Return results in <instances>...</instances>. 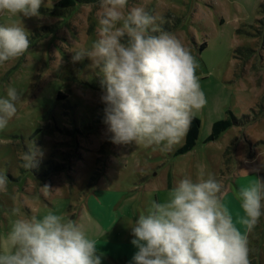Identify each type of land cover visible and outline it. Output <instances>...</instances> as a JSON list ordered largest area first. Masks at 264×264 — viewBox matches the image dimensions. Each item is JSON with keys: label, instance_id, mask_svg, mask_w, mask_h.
<instances>
[{"label": "rangeland", "instance_id": "obj_1", "mask_svg": "<svg viewBox=\"0 0 264 264\" xmlns=\"http://www.w3.org/2000/svg\"><path fill=\"white\" fill-rule=\"evenodd\" d=\"M59 1L45 0L40 17L0 14V24L25 27L31 42L0 66V95L9 86L20 94L16 116L0 131V169L9 179L0 192V235L14 209L29 216L54 210L97 239L102 264H131L133 221L201 168L221 181L236 221L243 212L235 193L264 176V0H130L129 8L142 3L155 26L195 58L206 104L195 115L197 145L186 153L187 133L167 151L110 141L99 69L72 60L74 44L97 39L99 6ZM221 122L231 126L213 141ZM33 141L42 154L25 169L20 155ZM237 227L247 235L250 264H264V216L251 232Z\"/></svg>", "mask_w": 264, "mask_h": 264}, {"label": "clouds", "instance_id": "obj_2", "mask_svg": "<svg viewBox=\"0 0 264 264\" xmlns=\"http://www.w3.org/2000/svg\"><path fill=\"white\" fill-rule=\"evenodd\" d=\"M97 39L75 45L74 63L99 69L101 102L110 141L167 151L186 135L206 104L191 51L155 26L143 6L130 0H96ZM45 0H0V14L40 17ZM31 42L25 27L0 24V66L21 56ZM20 94L9 86L0 95V131L16 116ZM0 143H3L0 140ZM40 149L33 141L20 155L21 166L35 167ZM9 179L0 169V192ZM222 183L201 168L197 179L184 176L163 200H152L133 221L131 264H250L247 235L264 216V176L235 193L243 215L234 221L222 202ZM10 229L0 235V264H102L97 239L79 223L54 210L42 216L13 210Z\"/></svg>", "mask_w": 264, "mask_h": 264}, {"label": "trees", "instance_id": "obj_3", "mask_svg": "<svg viewBox=\"0 0 264 264\" xmlns=\"http://www.w3.org/2000/svg\"><path fill=\"white\" fill-rule=\"evenodd\" d=\"M78 3L93 4L97 2L96 0H60L58 5L63 8H73ZM230 126H231V123L229 122H226V123L221 122V123L216 124L211 140L213 141L216 140L218 138L219 133ZM200 131H201V120L198 117H194L187 131L185 146L180 151V153H186L195 148V146L197 145L199 136H200Z\"/></svg>", "mask_w": 264, "mask_h": 264}]
</instances>
